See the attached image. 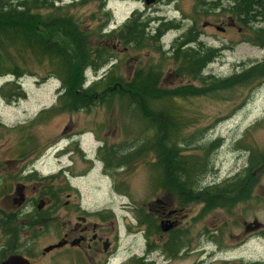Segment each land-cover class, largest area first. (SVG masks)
<instances>
[{
  "label": "rangeland",
  "instance_id": "1",
  "mask_svg": "<svg viewBox=\"0 0 264 264\" xmlns=\"http://www.w3.org/2000/svg\"><path fill=\"white\" fill-rule=\"evenodd\" d=\"M54 1L63 6L75 3L69 10L80 28L92 43L110 48L109 56L115 55L99 70H86L85 86L110 73L125 83L131 73L140 69L161 74L159 88L163 94L190 83L193 77L176 72L168 48L192 27L199 32V41L205 47L219 50L204 75L228 78L264 60V45L253 43L251 28H264V22L252 26L237 22L229 12L233 0H164L149 5L145 0H106L105 4L100 0L87 4L83 0ZM106 12L109 16L104 15ZM137 12L148 19L150 36L163 23L173 22L177 27L162 32L158 42L148 39L144 48H134L133 57L140 58L135 64L126 62L120 50L114 53L113 47L119 42L105 35L123 26ZM157 46L162 50H156ZM29 58L33 74L21 79L24 97L8 102L1 95V87L13 78L0 77V260L19 252L35 260V264H96L71 248L42 253L63 235L62 224L68 210L64 205L71 194L72 208L78 209L80 204L89 212L91 221L99 222L105 216L109 226L115 223L119 237L107 264H134L138 260L136 256L142 255L146 244L143 221L148 222L149 237L156 241L159 235L153 230L160 219L153 218L152 228L148 220L152 213L149 205L156 198L182 210L181 224L172 231L178 236L176 243L172 232L167 234L170 244L165 245L171 255L164 257L157 244L148 264H264V79L222 90L217 97L161 100V106L168 101L187 119L183 126V137L188 138L182 145L187 150L184 154L192 161L209 156L208 164L196 176L198 186L222 183L252 161L255 164L249 177L250 182L256 181L250 200L205 213L204 201L181 207L180 194L170 185L163 186L157 154L142 153L133 163L129 162V168L119 169L115 179L119 186L114 188L112 175L104 172L97 156L100 144L105 141L125 152L129 146L149 143L155 138V131L140 121L139 114L126 113L127 107L118 102L112 110L97 105L73 113L60 111L57 102L61 82L46 77V70L34 62L32 55ZM45 111H50V115L39 119ZM18 182L27 185L22 207L13 200ZM52 194L59 197L60 203ZM40 200L47 203L41 211ZM47 212L51 219L47 225L33 218ZM6 213L12 217L6 218ZM80 213H84L83 209ZM254 221L262 223L263 228L247 233L246 223ZM173 242L176 254L172 252Z\"/></svg>",
  "mask_w": 264,
  "mask_h": 264
},
{
  "label": "trees",
  "instance_id": "2",
  "mask_svg": "<svg viewBox=\"0 0 264 264\" xmlns=\"http://www.w3.org/2000/svg\"><path fill=\"white\" fill-rule=\"evenodd\" d=\"M83 1V4H87L98 0ZM100 1L105 4L106 0ZM70 6L76 4L57 5L54 0H0V77L13 78L12 82L1 87V95L8 102L24 97L21 79L33 74L29 67V56L32 55L34 62L46 70V77H55L61 82V93L57 102L60 111L73 113L89 110L97 105H104L108 110H112L118 102L120 106L127 107L126 113L134 112L140 115V121L153 129L155 138L160 141L156 147L163 186L170 185L175 193L180 194L181 207L202 200L203 211L208 213L218 208H233L250 200L256 184L255 179L253 182L249 179L255 167L253 161L246 169L222 183L198 186L196 176L201 172V168L208 164L209 156L206 154L202 161H192L184 154L187 150L182 145L188 142V138L183 137V126H186L187 119L168 101L161 106V100L169 98L176 101L197 96L217 97L222 90L251 82L259 83V80L264 79V60L240 75L223 79L204 75L207 66L218 57L219 50L205 47L199 41V32L192 27L168 50L176 65V72L193 77L190 83L182 84L163 94L159 88L161 74L151 69H140L125 83L114 73H110L85 86L86 70H99L104 67L111 51L106 46L92 43L90 36L80 28L71 14ZM229 12L244 26L264 22V0H233ZM104 15L109 16L108 12ZM148 23L144 14L137 12L123 26L105 36L130 45L133 49H142L147 45L148 39L158 42L162 32L177 27L173 22L163 23L150 36ZM251 28L253 43L264 45V28ZM155 49L162 50L161 46ZM45 61L47 63H44ZM50 111L42 112L39 119L47 118ZM0 126L3 125L0 123ZM132 154L135 156L136 151ZM127 156L129 154H122L121 159H126ZM111 157L116 158L115 154ZM46 194H49L48 190ZM52 195L57 204L60 203L59 197ZM48 213L50 212L35 215L33 218L47 225L51 221ZM153 218L155 217L152 214L148 218L151 228L154 224ZM153 231L157 232V227ZM172 239L176 243L178 236L173 234ZM172 252L176 254V244L173 245ZM134 264L143 263L137 260Z\"/></svg>",
  "mask_w": 264,
  "mask_h": 264
},
{
  "label": "flooded vegetation",
  "instance_id": "3",
  "mask_svg": "<svg viewBox=\"0 0 264 264\" xmlns=\"http://www.w3.org/2000/svg\"><path fill=\"white\" fill-rule=\"evenodd\" d=\"M161 2H164V0H155V4H160ZM122 49V50H121ZM120 50L123 56H125L126 62H134L135 64L139 62L140 58L133 57L132 51L134 49L130 45H124L122 43L116 44L113 47V52ZM115 55L109 56V60L111 61L114 58ZM134 76V73L130 74L128 80H131ZM154 131L153 129H150ZM136 136V135H135ZM145 141L144 145H138L135 146H129V148L126 149V151H121V149H117V146L115 145H109L105 141L100 144L97 152V156L101 162H103V169L104 172L107 174H111L114 182L118 173L119 169L129 168L132 162L135 161L137 157H139L142 153L146 154H157V143L158 141L156 138L150 139L149 143ZM136 150V155L133 156L132 151ZM116 156V159L112 158L111 156ZM120 154V156H119ZM122 154H129L127 158L121 159ZM158 155V154H157ZM87 159V158H86ZM21 160V159H20ZM25 171V170H24ZM241 172V171H239ZM238 173V172H237ZM23 184L25 185L23 190L26 192L27 185L23 182H18L17 185ZM171 184V182L169 183ZM16 185V187H17ZM114 188H118L119 182L114 183ZM171 189V186H169ZM164 190V188H160V191ZM169 189L167 188V191ZM26 196V195H25ZM69 200L65 203L64 207L68 209L66 212L65 219L62 228H63V235L61 236L60 240L57 243H62L60 247H56L48 252L43 253V255H47L49 253L62 250L64 248H71L73 250L80 251L84 258L88 262H96V264H107L110 260V253L113 252V250L116 248V240L118 239L117 234V228L115 223L113 225H110L107 223V219L105 216H102L99 222L91 221L89 218V212L82 208L79 204L78 209L72 208V202H71V194L68 195ZM14 202H17L16 197H14ZM156 201H152V204L149 205L151 214H154L155 218L160 219V224L157 226V232L153 231L156 235H159L157 239L151 240V237L149 235L151 232L148 230V225L146 221H143V224L145 225V251L142 253L141 256H136V258L141 261L143 264H148L149 256L156 250L155 245H159L161 248V252L164 254V257L168 258L169 255H171V251H169V247L165 244L169 242V235L174 229H177L180 227L181 221H180V213L182 210L179 211V209L173 208V203L164 201L162 198L155 199ZM26 201V197H25ZM25 201L22 203V205H19L20 207L24 206ZM47 205L45 201L44 207ZM43 207V208H44ZM80 207V208H79ZM43 208L39 209L41 211ZM81 209H83L84 213H80ZM22 210V209H21ZM59 211V210H58ZM76 213V215H75ZM102 215L103 213L100 212ZM99 213V214H100ZM12 215L9 213H6V218H11ZM76 218V221L73 218ZM52 218V216H51ZM2 218H0L1 220ZM171 220L175 222L174 227L170 229L167 232H164L162 229L163 221ZM9 221V220H8ZM251 223V222H250ZM261 225L257 226L255 224H249L246 223L245 230L247 233L259 231L263 228L262 223ZM116 232V235H115ZM56 243V244H57ZM14 254H20L19 252L11 253L5 258H2L0 260V263L10 257ZM32 264H35V260H30Z\"/></svg>",
  "mask_w": 264,
  "mask_h": 264
},
{
  "label": "water",
  "instance_id": "4",
  "mask_svg": "<svg viewBox=\"0 0 264 264\" xmlns=\"http://www.w3.org/2000/svg\"><path fill=\"white\" fill-rule=\"evenodd\" d=\"M145 2L149 5V4L154 3L155 0H145ZM24 186L25 185L20 184V185H17V187H16L15 194H16V199H17L18 205H22V203L25 201L26 196H25V192L23 190ZM44 205H45V201L40 200V202L38 204V208L41 209L44 207ZM174 224H175V222H173L171 220L163 221V226H162L163 231L164 232L169 231L170 229H172L174 227ZM249 224H255L257 226L261 225L259 221H254V222H251ZM61 245H62V243H57V244L47 246L46 248H44L43 253L48 252V251H50L56 247H60ZM0 264H32V263L27 257H25L21 254H14V255H11L10 257H8L7 259L3 260Z\"/></svg>",
  "mask_w": 264,
  "mask_h": 264
}]
</instances>
